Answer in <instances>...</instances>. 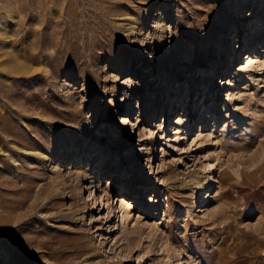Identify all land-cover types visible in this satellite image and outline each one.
<instances>
[{"label":"rangeland","instance_id":"rangeland-1","mask_svg":"<svg viewBox=\"0 0 264 264\" xmlns=\"http://www.w3.org/2000/svg\"><path fill=\"white\" fill-rule=\"evenodd\" d=\"M263 35L264 0H0V264H264Z\"/></svg>","mask_w":264,"mask_h":264},{"label":"bare ground","instance_id":"bare-ground-1","mask_svg":"<svg viewBox=\"0 0 264 264\" xmlns=\"http://www.w3.org/2000/svg\"><path fill=\"white\" fill-rule=\"evenodd\" d=\"M243 24V23H242ZM254 35V34H253ZM256 35H259V34H256ZM239 39V40H238ZM235 40H236V42H235V48H234V54L235 53H237V51H238V48H240V46H241V38H240V32H238L237 33V36L235 37ZM258 41V44H261V43H263L264 41V35H263V37H259V38H256L255 39V37H252V38H250L248 41H247V44H246V46H251L250 48H256V45H255V41ZM239 44L240 46L239 47H236V44ZM225 50V49H224ZM247 50H249V49H247ZM246 50V51H247ZM251 50V49H250ZM255 50V49H254ZM253 51V50H252ZM225 52V51H224ZM250 52V51H249ZM256 52H257V49L254 51V52H252L251 54H247V56H246V58H245V60H244V63L246 62V64H247V66L249 67V66H252V62H254L255 64H257V66L259 65V66H262L263 64H264V59H261V58H254V54H256ZM248 53V52H247ZM236 55V54H235ZM224 56V55H223ZM223 60V59H222ZM222 61H220V63H221ZM218 65V70H219V66H220V64L218 63L217 64ZM236 68V67H235ZM234 68V69H235ZM235 72V71H234ZM218 73V72H217ZM216 73V74H217ZM232 75V74H231ZM238 75V72H236L235 73V75L234 76H230V77H228V78H226V79H221V82H222V84H223V87L224 86H226V85H232V84H234V81H235V77ZM181 76V75H180ZM209 86H208V83H206L205 84V87H206V89H208L209 90V88L210 87H214L215 85L212 83V82H209ZM198 88V87H197ZM196 88V89H197ZM194 91H195V87L194 88H192L191 90H190V96H189V98H190V101H193V99H194V97H196L197 95H198V93H195L194 94ZM220 91H218V90H216L215 89V92H213L212 93V103H211V106L209 105L210 103V97H209V100H207L206 101V104H207V107L205 106V110H204V112L202 113L203 115H202V117L204 118H208L209 116H211V115H213V117H214V108H213V106H215V105H217L218 104V100H219V96H220ZM194 94V95H193ZM192 95H193V97H192ZM207 98V97H206ZM181 99H184V97H182ZM220 101V100H219ZM166 103H168V100L166 101ZM218 107V106H217ZM220 109H223V107H219ZM167 109V108H166ZM221 111V110H220ZM169 112V111H168ZM219 113H221V112H219ZM217 115V114H216ZM223 115V114H222ZM128 124V123H127ZM131 124V123H130ZM127 127H128V125H127ZM130 127V126H129ZM150 133V132H149ZM152 133V132H151ZM141 149V148H140ZM213 163H211V162H208L207 163V166H210L211 167V165H212ZM103 166V165H102ZM101 167V166H100ZM105 168H107V169H109L110 168V166L108 165V164H106L105 165ZM102 171V170H101ZM212 178V177H211ZM210 178V176L208 175V177H207V183L209 182V180L211 179ZM125 188H126V190H125V192H124V195H128L130 192V188H131V184H125ZM202 191V190H201ZM199 193V192H198ZM120 199V205H119V208H120V211L122 212L121 213V215L123 216V215H125L126 213V210H124V208H123V205H122V203H123V201H125L123 198H122V196H120L119 197ZM125 203V202H124ZM104 206V205H103ZM124 206H126V205H124ZM103 208H105V207H103ZM128 208V207H127ZM128 211V210H127ZM125 213V214H124ZM190 213H193L194 214V208H191V212ZM119 214V213H118ZM128 214V213H127ZM121 216V217H122ZM120 217V216H119Z\"/></svg>","mask_w":264,"mask_h":264}]
</instances>
